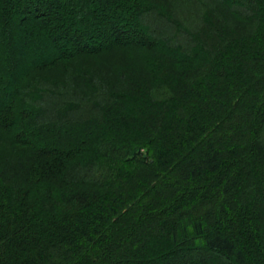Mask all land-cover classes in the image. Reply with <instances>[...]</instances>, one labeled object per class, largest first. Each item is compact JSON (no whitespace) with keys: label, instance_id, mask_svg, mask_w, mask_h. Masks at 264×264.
I'll return each mask as SVG.
<instances>
[{"label":"trees","instance_id":"16d2710c","mask_svg":"<svg viewBox=\"0 0 264 264\" xmlns=\"http://www.w3.org/2000/svg\"><path fill=\"white\" fill-rule=\"evenodd\" d=\"M0 264H264V0H0Z\"/></svg>","mask_w":264,"mask_h":264},{"label":"rangeland","instance_id":"374dc122","mask_svg":"<svg viewBox=\"0 0 264 264\" xmlns=\"http://www.w3.org/2000/svg\"><path fill=\"white\" fill-rule=\"evenodd\" d=\"M16 3V1H12L11 4ZM229 7H231L232 9H238L239 7H243V4H239V5H228ZM106 8L108 10L107 12V16L108 20L110 22H112V24H114L115 26H119L122 28V31L125 33V36H128L129 34H133L138 36L139 38H145V39H152V40H156L155 36L149 32V29L146 25L141 24V22H130L129 27H124V19H126L127 17H129V15L132 13L131 9L126 10L124 13L121 12L119 13V16H115L113 14V10L111 9V5L107 3ZM14 7H13V14L11 15V17L8 19V23L5 27L10 28V26H14L13 29V34L15 35V37L17 38H22L21 42H24L25 48H26V55L28 58V62L31 64H37L42 60H47L49 58H51V56L58 52V51H70L73 49L72 46L69 45L68 40L66 39V37H63V39L59 40L56 44V46H52L50 43H47L46 41L42 40L39 41L37 40V37L35 38H30L29 36H27L26 32H24V29H19V27L17 26V11L18 9H16L14 11ZM114 15V16H113ZM111 18V19H110ZM119 37L122 36V32L120 31L119 33ZM102 36L106 39H108L109 35H105L102 34ZM24 37V38H23ZM67 40V41H66ZM91 44H96V45H100V41L97 38H92L91 40ZM85 44L88 42H90L89 40L84 41ZM157 44L159 45L160 48H165L164 45L160 42V41H156ZM29 48V49H28ZM168 48V47H167ZM170 50L169 52L174 54L177 57H184L186 56V54H184L182 51H180L179 49H175V48H170L168 49ZM195 55L194 50L191 51V54L189 55V57H193Z\"/></svg>","mask_w":264,"mask_h":264}]
</instances>
